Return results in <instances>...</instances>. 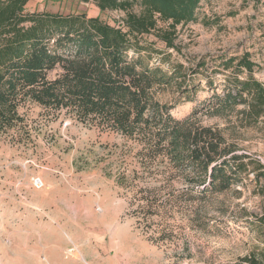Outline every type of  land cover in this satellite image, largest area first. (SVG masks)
<instances>
[{"label":"rangeland","instance_id":"374dc122","mask_svg":"<svg viewBox=\"0 0 264 264\" xmlns=\"http://www.w3.org/2000/svg\"><path fill=\"white\" fill-rule=\"evenodd\" d=\"M24 11L83 13L114 26L123 17L78 0H30ZM196 17L177 27L178 52L155 42L162 52L145 58L150 67L163 58L168 74L172 64L184 67L152 96L176 133L157 136L158 125L144 140L34 103L20 109L26 141L0 135V264H264V121L246 113L245 101L205 107L208 76L193 73L202 57L209 64L249 52L264 85V0H201ZM212 75L218 85L221 74ZM223 160L245 169L210 189Z\"/></svg>","mask_w":264,"mask_h":264},{"label":"trees","instance_id":"16d2710c","mask_svg":"<svg viewBox=\"0 0 264 264\" xmlns=\"http://www.w3.org/2000/svg\"><path fill=\"white\" fill-rule=\"evenodd\" d=\"M29 1L0 0V135H11L15 143L26 141V121L20 109L30 103L54 117L68 113L82 123H96L144 140L154 138L153 130L158 125L154 131L157 136L176 133V122L168 116V108L160 106L152 96L159 88L176 83L184 67L168 63V74L160 67L163 58L153 67L145 63V58L155 52V42L178 52L177 27L196 21L201 0H138V12L133 11L132 0H78L92 3L99 13L122 12L118 26L83 13L25 12ZM147 36L156 41L149 42ZM254 68L259 65L249 52L224 56L209 64L202 57L193 73L202 69L208 76L206 84L213 94L205 107L245 101L246 113L264 121V85L253 77ZM52 71L59 73L50 78ZM212 73L221 74L218 85ZM189 87L187 93L193 92L192 80ZM209 143L211 149H220L217 140L210 139L207 147ZM193 158L189 156L191 162ZM213 161L209 158V162ZM229 162L213 165L210 189L216 183L227 186L230 177L243 173L244 164ZM226 168L231 169L229 174H225ZM200 187L199 193L204 194V182ZM261 253L264 257V251ZM245 261L263 264L256 257Z\"/></svg>","mask_w":264,"mask_h":264},{"label":"built area","instance_id":"2783aa9c","mask_svg":"<svg viewBox=\"0 0 264 264\" xmlns=\"http://www.w3.org/2000/svg\"><path fill=\"white\" fill-rule=\"evenodd\" d=\"M33 184H34V187H35L36 189H41V188L43 187V183L41 182L40 179H35V180L33 181Z\"/></svg>","mask_w":264,"mask_h":264}]
</instances>
